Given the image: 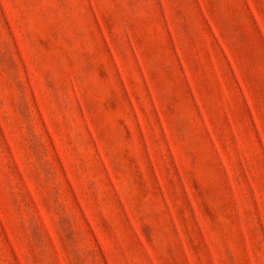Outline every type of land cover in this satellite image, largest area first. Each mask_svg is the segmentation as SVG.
<instances>
[{"label":"rangeland","instance_id":"obj_1","mask_svg":"<svg viewBox=\"0 0 264 264\" xmlns=\"http://www.w3.org/2000/svg\"><path fill=\"white\" fill-rule=\"evenodd\" d=\"M0 264H264V0H0Z\"/></svg>","mask_w":264,"mask_h":264}]
</instances>
